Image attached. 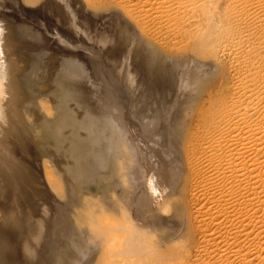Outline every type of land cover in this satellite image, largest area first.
Segmentation results:
<instances>
[{"label":"bare ground","instance_id":"bare-ground-1","mask_svg":"<svg viewBox=\"0 0 264 264\" xmlns=\"http://www.w3.org/2000/svg\"><path fill=\"white\" fill-rule=\"evenodd\" d=\"M0 93V264H264V0H0Z\"/></svg>","mask_w":264,"mask_h":264},{"label":"rangeland","instance_id":"rangeland-1","mask_svg":"<svg viewBox=\"0 0 264 264\" xmlns=\"http://www.w3.org/2000/svg\"><path fill=\"white\" fill-rule=\"evenodd\" d=\"M109 14H110V12H106V11H104V12H97V13H94V17H95V21H92L93 23H95V22H98L97 21V18H101L102 19V22H104L105 20L106 21H109L110 20V17H109ZM92 27V26H91ZM112 28H113V26H112V23L111 22H108L107 24H102V27H101V30L100 31H98V32H100L101 34H104V35H110V30H112ZM123 28V27H122ZM120 28L121 29V31H122V33H123V36H124V40H125V42L126 43H128L129 44V42L131 41V38H132V35L130 34V31H129V29H127V28ZM89 32H91L90 34H92V31H91V28L88 30ZM71 35V34H70ZM59 36V39L67 46V47H70V46H72V47H78V48H80L79 49V51L78 52H80L81 50H86V49H88V50H91V48L89 47V46H87L86 45V43H85V41L82 39V38H78V39H76V40H74L75 42H73L72 41V38H67V37H65V36H63L61 33L58 35ZM72 36V35H71ZM133 42V41H132ZM131 42V49H133L134 48V45H135V43H132ZM134 42H136V41H134ZM129 46V45H128ZM63 48H66L65 46H63ZM110 49V47H109V44L106 46V52L108 53V50ZM130 49V48H129ZM130 52V54L132 53V51H129ZM81 56V55H80ZM107 59H109L110 57L108 56V55H106V53H105V55H104ZM220 60H222V63H225V59H220ZM43 63H44V60H43ZM178 65H179V63H177ZM87 69V68H86ZM178 71L180 72V76H179V85H178V88H179V90H178V93L176 94V91L174 92V90H175V88H174V84H173V88H171L170 87V91L167 93V95H166V99H168V103H170L169 105H172V104H175L176 103V101H178V105L180 104V102H181V100H183L184 98H186L185 97V95H186V92H188L189 91V86H192L193 85V83L195 82V79L193 78V73L191 74H188L189 72H188V69H187V66H185V65H181L180 66V69H178ZM219 74H220V72L217 70V72H216V74H212V76L210 75V76H206V78H205V80L206 81H210L209 83H205V86H204V88L205 87H208L209 86V84L212 82V86H215V92H214V94L213 95H216L217 96V98H220V97H222V96H224V95H226V90L228 89V80L227 79H225L223 82H219ZM44 75H45V77H47L48 78V74H47V71L46 72H44ZM200 78H198V80H199ZM215 83V84H214ZM176 85V84H175ZM200 92V91H199ZM198 92V93H199ZM198 93H196V94H198ZM195 96V95H194ZM190 96H188V98H189ZM3 97L1 96V93H0V108H1V106H2V103H3V99H2ZM199 99H202V97L200 96L199 98H198V100ZM73 105V104H72ZM171 107V106H170ZM178 107V106H177ZM169 107H167V109H168ZM159 110V108L158 107H156V109H154V113H153V115H152V119H154V120H151L152 121V123H156V124H154V126L155 127H158L159 126V123H158V121L159 120H157V118H156V116H157V112L156 111H158ZM168 111H169V109H168ZM161 112V111H160ZM165 113H168V112H166L165 111ZM165 116H167V114L165 115ZM150 118V119H151ZM158 124V125H157ZM159 130V129H158ZM171 150V149H170ZM169 150V152H171ZM183 175H184V173H183ZM108 178V175L106 174V173H103L102 174V176L100 177V178H97V180L96 181H98L99 182V186H98V188H96V190H100V189H102V187H106L105 186V180ZM109 186V185H108ZM96 197H94V199L92 200V201H94V202H96L97 203V200L95 199ZM186 206H187V208L189 209V204H188V201L186 200ZM186 206H185V204H184V208H185V211L187 210L186 209ZM182 231H181V234L180 235H178V234H174L173 235V240H179V239H181V237H182V235L184 236L187 232H188V228H187V225H186V220H185V215L183 216V222H182ZM180 229V230H181ZM168 230H170V228H168ZM176 231H179L178 230V228L176 227V229H175ZM198 235L196 234V239H198ZM170 238H172V235L170 236ZM176 242V241H175ZM173 244V242H168V244H167V246H171Z\"/></svg>","mask_w":264,"mask_h":264}]
</instances>
